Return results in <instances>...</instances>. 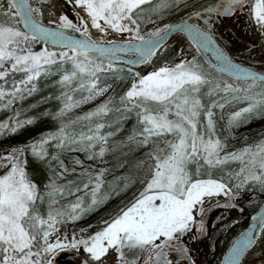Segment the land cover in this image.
<instances>
[{
    "label": "snow or ice",
    "instance_id": "snow-or-ice-1",
    "mask_svg": "<svg viewBox=\"0 0 264 264\" xmlns=\"http://www.w3.org/2000/svg\"><path fill=\"white\" fill-rule=\"evenodd\" d=\"M64 4L44 15L46 0L0 3V110L9 113L0 119V264H61L65 253V264H198L193 242L215 230L214 210L264 194V128L229 144L234 129L264 119V63H254L264 61V0ZM225 27L241 37L238 54ZM173 40L195 55L169 63ZM52 74L57 94L25 105ZM110 74L127 81L118 94L101 80ZM50 100L55 109L40 107ZM47 120L38 135L14 139ZM259 208L216 264H255L257 248L264 258V201ZM101 209L69 233V222Z\"/></svg>",
    "mask_w": 264,
    "mask_h": 264
},
{
    "label": "rangeland",
    "instance_id": "rangeland-1",
    "mask_svg": "<svg viewBox=\"0 0 264 264\" xmlns=\"http://www.w3.org/2000/svg\"><path fill=\"white\" fill-rule=\"evenodd\" d=\"M199 2H201V0H199ZM180 49L183 52V55L181 57L182 59L185 57L187 59H191L193 53L190 52V48L188 47V45L184 44L182 47H180ZM159 65H160V63L158 62L155 65H150V66L142 65V67L138 66V67H136V69L143 72L145 69L152 70L153 67H156ZM49 92H51L53 95H56L58 92V88L56 86H54L52 83V85L50 86V89L45 90V91H39L38 94L29 98V100H26L24 102V104L27 105L29 102H33V101L39 103V96L47 97ZM76 95L79 96L80 93H76ZM103 98L104 97H100V98H98L97 101L89 102L87 104L81 105L80 108L74 110L73 115L78 114L81 111H86L87 109L93 107L94 103H98L99 100H102ZM57 106H58V102L56 100H50V101H48V103L41 105L40 107L41 108L52 107V109H55ZM236 106L237 105H235V104L230 105L227 110H232ZM217 111H219V110H217ZM4 115L5 116L9 115V113L5 112L4 110H0V119H3ZM50 122L52 123V121H50ZM262 128H264V119H255L246 125H242L239 128L234 129V133H235L236 138L235 139L230 138L229 144L240 146L241 143L243 142V138L245 136H248L249 139L251 140L252 138H254L257 135V133H259L261 131ZM0 140H3V137H0ZM109 159L112 163H115V160H113L111 157H109ZM248 199H253V194L251 193L250 190H249L247 199L242 200V206H241V208L243 209L242 215H238L234 211L229 212L227 210L226 211L221 210L219 212H214V214L212 216L214 223L212 225H210V228H214L215 230L211 231L206 239L202 237L201 243L193 242L194 246L192 248V256L198 261V264H212L213 263V261H214L213 253L219 247H221V245L223 244L224 233L229 230V227L232 224V221H241L243 218H245L246 215H247V217L251 216L259 208V204L262 201H264V194L256 192L253 205L248 204ZM216 216H222L223 219L217 223L215 221ZM247 221H248V219H247ZM83 222L84 221L77 222L75 225H73L71 222H69L67 225V229H68L69 233H71L73 227H76V228L83 227L84 225H80ZM221 224L228 225V230L227 231L221 230V227H220ZM68 259H70L69 254L65 253L64 255H62L61 256V264H65V262Z\"/></svg>",
    "mask_w": 264,
    "mask_h": 264
},
{
    "label": "trees",
    "instance_id": "trees-1",
    "mask_svg": "<svg viewBox=\"0 0 264 264\" xmlns=\"http://www.w3.org/2000/svg\"><path fill=\"white\" fill-rule=\"evenodd\" d=\"M222 29H224V28H222ZM224 32L227 33V34H230V38L224 37L225 40L234 41L233 43H231L229 45L232 48V50H233V54L234 55L238 54V52L240 51V47H239L240 40H241L240 35H237L236 33L230 31L229 27H227L224 30ZM249 35H252V34L249 33ZM245 42H247V41H245ZM184 44L188 45L186 42L179 43L176 40H173L171 42V44L169 45V50H167L168 51L167 60H168L169 63H171L173 61H176L178 59H182L181 58L182 55H181L180 47H182ZM173 48L175 49V54L174 55L171 52V49H173ZM256 49H257V51L254 53V55L256 57H260L261 56V51H262L260 49V41L256 42ZM190 52H192L193 55H195V52L192 49H190ZM161 55H163V53H161ZM159 63H161V62H159ZM254 63L255 64H261V63H264V61H262L260 59H256L254 61ZM123 75H126L129 80L131 79V74L127 73L126 69H125V72L123 73ZM115 76H116V74H110L109 78H106V77L102 76L101 80L102 81L106 80L107 83L112 84L113 85V89L117 93H119L121 87L127 81H117L115 79ZM57 78H58V76H56L55 74H52L51 76H47V77H45V76L40 77L39 78V89H40V91H45V90L50 89V86L52 85V82L54 80H56ZM29 103H31V102H29ZM42 105H44V104H42ZM48 108L52 109V107H48ZM22 114L31 115V114H33V112L32 111H28V110L23 108L22 109ZM4 117H5V115H4ZM107 119L108 120H116L117 116H116V114H112ZM132 123H133V119H131V118H129V119H127L125 121V123H124V132H122L121 135H124V134L127 133V131L131 128ZM51 125H52V123L49 120H47V121H42L40 123L31 125V126H26L25 130L23 132H21L19 135L15 136L14 139L21 140V139L26 138L29 134L38 135L40 131L45 130L47 127H50ZM37 167H39V166H37ZM38 179H43V176L42 175L38 176ZM131 191L132 190H130L128 193H126L124 195H121L118 199H113L111 201V203L107 206V209L112 208L114 205H116L119 202V200L125 199L126 196H130L131 195ZM107 209H101L99 212H97V213L93 214L92 216L88 217L87 219L83 220L84 222L81 223L80 225H84L85 223L95 222L97 216L102 215L103 212L106 211ZM248 218H249V216L247 217V215H246L245 218H243L241 221H235V224L232 223L230 225L229 230L224 233V239H223L224 242H223V244L221 245V247H219L215 251L216 255H213L214 261H213L212 264H216L217 256H222V252L220 250L221 249L226 250L225 241L230 240L233 235L238 234L245 227V225L247 224V219ZM250 259L255 260V264H263L264 263V258H261V250L259 248H257L256 252L253 253V256L250 257Z\"/></svg>",
    "mask_w": 264,
    "mask_h": 264
},
{
    "label": "flooded vegetation",
    "instance_id": "flooded-vegetation-1",
    "mask_svg": "<svg viewBox=\"0 0 264 264\" xmlns=\"http://www.w3.org/2000/svg\"><path fill=\"white\" fill-rule=\"evenodd\" d=\"M33 2L39 3L40 0H33ZM0 3H6V0H0ZM199 3L207 5L209 3V0H201V2H199ZM46 4H47V6L43 9L44 15H47L48 11L52 10L53 6H55V8L57 10H65L64 0H46ZM70 9H71V5L68 6V10L69 11H70ZM172 19H177V17H173ZM225 25H229V21L228 20H225ZM148 26H150V25H148ZM226 28L227 27H225L224 29H221V32H223L225 34L224 37L230 38V34H227V33L224 32V30ZM93 31H95V30H93ZM126 37H127V34H125V38ZM109 38H111V37H109ZM140 67H142V65H140ZM227 211L230 212V211H232V209H229ZM217 212H219V211H217Z\"/></svg>",
    "mask_w": 264,
    "mask_h": 264
},
{
    "label": "water",
    "instance_id": "water-1",
    "mask_svg": "<svg viewBox=\"0 0 264 264\" xmlns=\"http://www.w3.org/2000/svg\"><path fill=\"white\" fill-rule=\"evenodd\" d=\"M137 67V66H136ZM218 210H229V209H227V208H224L223 206H221ZM232 210H234L238 215H242L241 214V212H242V208L241 207H237V208H235V209H232ZM260 210V208H258L252 215H255L256 214V212H258ZM214 211H216V210H214ZM251 215V216H252ZM249 223H251V217L249 218V220H248V222H247V224H249ZM247 224H246V226H247ZM245 226V227H246ZM244 227V228H245Z\"/></svg>",
    "mask_w": 264,
    "mask_h": 264
}]
</instances>
